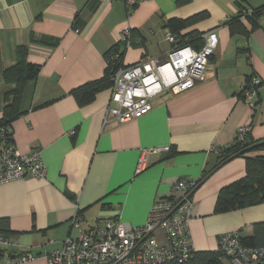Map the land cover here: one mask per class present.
I'll use <instances>...</instances> for the list:
<instances>
[{
  "label": "crops",
  "instance_id": "crops-1",
  "mask_svg": "<svg viewBox=\"0 0 264 264\" xmlns=\"http://www.w3.org/2000/svg\"><path fill=\"white\" fill-rule=\"evenodd\" d=\"M238 1L139 0L130 10L122 0H0V119L4 70L26 45L29 62L41 65V72L25 85L13 139L20 153L39 150L48 168L45 178L30 175L0 185V231L9 238L0 247L3 259L30 252L35 259L16 264H47L52 249L116 212L122 222L141 226L157 199L175 193L177 181L197 180L208 170L192 195L195 251L217 250L222 234L250 235L253 224L264 221V203L215 212L221 189L246 174L244 156L218 165L223 149L244 125L251 126L254 140L264 139V16L255 27L243 19L245 32L227 22L243 4L259 8L264 0ZM203 12L207 17L185 32L214 30L218 46L205 79L194 87L155 97L149 113L127 122L106 121L112 87L86 104L72 93L103 77L106 54L125 30L132 42L124 65L160 62L172 48L166 21ZM252 75L262 83L249 106L241 92ZM156 147L169 150L152 154L149 167L137 174L142 150ZM77 212L79 227L72 224Z\"/></svg>",
  "mask_w": 264,
  "mask_h": 264
},
{
  "label": "built area",
  "instance_id": "built-area-1",
  "mask_svg": "<svg viewBox=\"0 0 264 264\" xmlns=\"http://www.w3.org/2000/svg\"><path fill=\"white\" fill-rule=\"evenodd\" d=\"M122 1L130 10L139 2ZM202 38L203 46L196 48L191 44H179L177 35L171 31L167 39L172 48L162 61L146 58L132 65L122 64L112 78L106 121L115 119L127 122L141 117L153 109L155 97L168 92L177 94L203 81L210 58L218 46V37L214 30H210L203 32ZM121 40L129 46L131 30H125ZM261 83L257 75H252L243 86L241 93L249 106H254ZM249 133L250 125L241 126L237 140L243 141ZM5 134V129L0 128V185L30 175L45 178L48 168L40 151L33 149L20 153L13 142L5 143ZM167 150L169 148L166 147L142 150L136 173L149 167L152 154ZM197 180L177 181L173 185L175 193L157 199L147 222L141 226L122 222L118 212L89 224L77 237H68L62 247L47 253V264H169L187 260L194 251L189 221ZM79 220L77 212L72 224L79 227ZM6 244H9V238L0 231V247ZM219 244L231 256L234 264H260V259H264V249L243 248L236 231L222 234ZM33 259L35 256L26 252L3 259L0 264H16Z\"/></svg>",
  "mask_w": 264,
  "mask_h": 264
},
{
  "label": "trees",
  "instance_id": "trees-1",
  "mask_svg": "<svg viewBox=\"0 0 264 264\" xmlns=\"http://www.w3.org/2000/svg\"><path fill=\"white\" fill-rule=\"evenodd\" d=\"M187 0H179L184 3ZM240 4V0L238 1ZM136 4L134 7H136ZM207 12L193 15L189 18L172 17L168 19L165 26L177 35L179 44H191L196 48L203 46L204 40L202 32L186 29L196 24L199 20L207 17ZM260 16H264V6L259 8H249L242 5L240 12L233 18L228 19L231 29L245 32L242 20L247 18L252 20L253 27L257 26ZM236 29V30H235ZM132 42V32H131ZM125 41L119 40L114 46L109 48L106 59L107 68L102 78L86 83L75 88L72 93L78 98L81 104H86L94 98L96 93L105 88L113 86V75L123 64V58L127 49ZM41 72V65L31 63L28 60V49L26 45H21L18 49V60L15 64L4 70V107L3 115L0 119V128L5 129V143H14L12 123L22 114L21 101L24 88L29 80L37 78ZM249 133L243 141H238L237 137L230 146L223 149L221 160L218 165L223 164L234 156H244L246 160V174L239 180L223 187L217 197L215 212L223 213L249 206L264 203V153L251 155L253 152L264 151V139L254 140ZM171 150V149H170ZM175 153L174 150L170 151ZM212 170L205 171L197 180L198 186L207 178ZM80 212V211H79ZM253 231L250 235L238 233L240 245L243 248L264 249V221L253 224ZM3 260V252L0 249V262ZM169 264H234L229 256L220 246L217 250L193 251L187 260L173 262ZM260 264H264V259H260Z\"/></svg>",
  "mask_w": 264,
  "mask_h": 264
}]
</instances>
